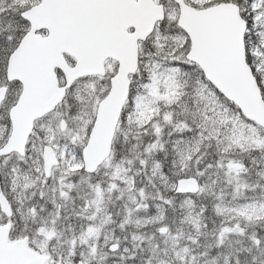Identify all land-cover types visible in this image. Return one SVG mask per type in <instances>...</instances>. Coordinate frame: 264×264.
I'll list each match as a JSON object with an SVG mask.
<instances>
[{
  "label": "snow or ice",
  "instance_id": "obj_1",
  "mask_svg": "<svg viewBox=\"0 0 264 264\" xmlns=\"http://www.w3.org/2000/svg\"><path fill=\"white\" fill-rule=\"evenodd\" d=\"M0 264H264V0H0Z\"/></svg>",
  "mask_w": 264,
  "mask_h": 264
}]
</instances>
